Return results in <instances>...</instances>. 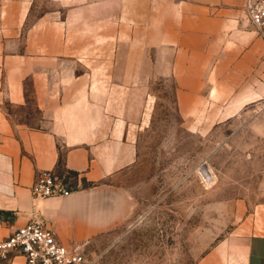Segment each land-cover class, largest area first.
Returning <instances> with one entry per match:
<instances>
[{
    "label": "crops",
    "instance_id": "0c3cea01",
    "mask_svg": "<svg viewBox=\"0 0 264 264\" xmlns=\"http://www.w3.org/2000/svg\"><path fill=\"white\" fill-rule=\"evenodd\" d=\"M242 4L58 0L29 19L26 6L0 0V239L36 221L63 244L84 243L125 223L120 181L137 161L131 125L142 121V93L161 77L173 82L186 117L194 118L211 83L233 93L244 80L245 99L264 93L263 43ZM41 171L70 193L32 197ZM236 244L234 264H264V200Z\"/></svg>",
    "mask_w": 264,
    "mask_h": 264
},
{
    "label": "rangeland",
    "instance_id": "374dc122",
    "mask_svg": "<svg viewBox=\"0 0 264 264\" xmlns=\"http://www.w3.org/2000/svg\"><path fill=\"white\" fill-rule=\"evenodd\" d=\"M11 2L33 19L58 0ZM245 86L211 83L194 118L178 111L169 79L142 93L137 161L120 181L128 217L83 243L85 264H234L264 200V93L245 99Z\"/></svg>",
    "mask_w": 264,
    "mask_h": 264
},
{
    "label": "built area",
    "instance_id": "2783aa9c",
    "mask_svg": "<svg viewBox=\"0 0 264 264\" xmlns=\"http://www.w3.org/2000/svg\"><path fill=\"white\" fill-rule=\"evenodd\" d=\"M242 11L263 43L264 57V0H243ZM29 190L34 198L70 193L62 179L47 171L35 176ZM12 255L21 256L23 264H85L83 243L63 244L50 229L36 221H28L0 239V259Z\"/></svg>",
    "mask_w": 264,
    "mask_h": 264
}]
</instances>
